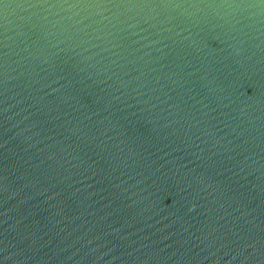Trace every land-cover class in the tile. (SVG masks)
Here are the masks:
<instances>
[{"label":"water","instance_id":"1","mask_svg":"<svg viewBox=\"0 0 264 264\" xmlns=\"http://www.w3.org/2000/svg\"><path fill=\"white\" fill-rule=\"evenodd\" d=\"M0 264H264V0H0Z\"/></svg>","mask_w":264,"mask_h":264}]
</instances>
